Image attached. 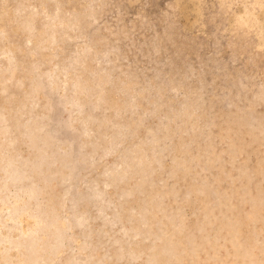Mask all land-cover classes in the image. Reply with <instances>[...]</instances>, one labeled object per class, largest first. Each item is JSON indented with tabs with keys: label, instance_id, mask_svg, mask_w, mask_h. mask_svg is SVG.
Segmentation results:
<instances>
[{
	"label": "bare ground",
	"instance_id": "1",
	"mask_svg": "<svg viewBox=\"0 0 264 264\" xmlns=\"http://www.w3.org/2000/svg\"><path fill=\"white\" fill-rule=\"evenodd\" d=\"M0 264H264V0H0Z\"/></svg>",
	"mask_w": 264,
	"mask_h": 264
}]
</instances>
